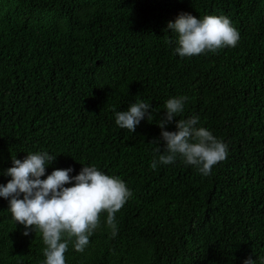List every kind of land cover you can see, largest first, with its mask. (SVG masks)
I'll return each mask as SVG.
<instances>
[{
	"label": "trees",
	"instance_id": "1",
	"mask_svg": "<svg viewBox=\"0 0 264 264\" xmlns=\"http://www.w3.org/2000/svg\"><path fill=\"white\" fill-rule=\"evenodd\" d=\"M181 12L227 17L237 45L180 57L168 24ZM178 96L189 99L164 130L198 117L227 145L208 176L179 156L158 162ZM139 101L153 118L120 128L115 113ZM38 152L56 157L41 179L95 166L132 193L116 235L102 213L66 264H264V0H0V184L13 158ZM26 230L0 197V264H44L41 234Z\"/></svg>",
	"mask_w": 264,
	"mask_h": 264
},
{
	"label": "clouds",
	"instance_id": "2",
	"mask_svg": "<svg viewBox=\"0 0 264 264\" xmlns=\"http://www.w3.org/2000/svg\"><path fill=\"white\" fill-rule=\"evenodd\" d=\"M168 29L177 36L175 53L180 57L216 53L225 47H235L240 39L239 32L224 16L207 15L200 19L181 12L174 22H169ZM188 99L178 96L165 103L164 118L158 123L165 147L158 162L170 165L179 156L184 164L208 176L217 163L226 159L227 145L208 129L197 127L198 117L178 119L175 131L164 130L183 113ZM150 109L151 105L143 101L133 103L128 110L115 113V122L134 133L145 116L148 120L153 118ZM55 159L47 152L28 153L23 160L15 157L13 166L5 173L11 180L6 186L0 184V197L9 200L13 220L27 229L23 235L33 231L41 234L46 246L44 264H66L65 253L73 238L75 250L83 252L104 212L107 225L116 235L115 214L132 195L124 181L104 174L95 166L84 165L76 176H70L72 168L56 169L41 179L46 165ZM158 162L153 160L151 169L155 170ZM67 184L73 186L65 187ZM244 264H256V261L249 257Z\"/></svg>",
	"mask_w": 264,
	"mask_h": 264
}]
</instances>
